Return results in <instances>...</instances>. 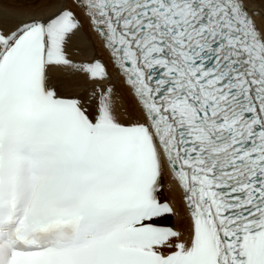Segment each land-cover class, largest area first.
<instances>
[{"label":"snow or ice","instance_id":"1","mask_svg":"<svg viewBox=\"0 0 264 264\" xmlns=\"http://www.w3.org/2000/svg\"><path fill=\"white\" fill-rule=\"evenodd\" d=\"M0 264H264V0H0Z\"/></svg>","mask_w":264,"mask_h":264},{"label":"bare ground","instance_id":"2","mask_svg":"<svg viewBox=\"0 0 264 264\" xmlns=\"http://www.w3.org/2000/svg\"><path fill=\"white\" fill-rule=\"evenodd\" d=\"M98 47H100L99 43H97ZM102 54V53H101ZM106 54V53H104ZM99 55V53H98ZM107 56V54H106ZM110 71H113L110 67ZM69 70H64L57 74L54 79L58 81H64L66 79H69ZM90 87V85L87 84H80L79 86H76L74 88V92L78 93L81 96L87 95V89ZM122 87V85L118 82L117 83V88ZM60 91L63 92L64 94H68V89L61 87ZM163 178L166 180V184L163 185L164 191L159 195L164 198L163 200H168L169 203L173 205V207L176 210V220L175 224L173 225L176 230L180 231H187V226H188V219H187V212L184 208V203H183V193L182 190L178 184V182L167 172H164Z\"/></svg>","mask_w":264,"mask_h":264},{"label":"rangeland","instance_id":"3","mask_svg":"<svg viewBox=\"0 0 264 264\" xmlns=\"http://www.w3.org/2000/svg\"><path fill=\"white\" fill-rule=\"evenodd\" d=\"M97 50H98V53H99V56L102 58V59H107V56H106V54H104L105 52L100 48V47H98V45H97ZM102 53V54H101ZM164 184H166V180L163 178V185ZM163 191H164V189H163ZM170 219H172L173 220V225L175 224V220H176V217H175V215H172V216H170L169 217ZM171 224V223H170ZM171 224V225H172ZM170 225V226H171Z\"/></svg>","mask_w":264,"mask_h":264},{"label":"trees","instance_id":"4","mask_svg":"<svg viewBox=\"0 0 264 264\" xmlns=\"http://www.w3.org/2000/svg\"><path fill=\"white\" fill-rule=\"evenodd\" d=\"M165 222H167V223H170V222H171V220H170V219H167V220H165Z\"/></svg>","mask_w":264,"mask_h":264}]
</instances>
